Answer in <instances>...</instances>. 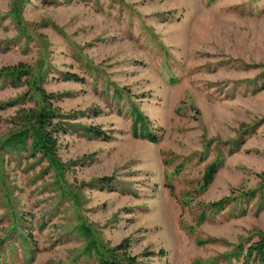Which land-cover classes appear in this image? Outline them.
I'll return each mask as SVG.
<instances>
[{
  "label": "rangeland",
  "instance_id": "374dc122",
  "mask_svg": "<svg viewBox=\"0 0 264 264\" xmlns=\"http://www.w3.org/2000/svg\"><path fill=\"white\" fill-rule=\"evenodd\" d=\"M18 65L79 114L57 134L58 175L4 141L32 85L0 78L7 264H99L83 227L99 246L123 241L135 264H240L264 233V0H0V70ZM132 103L156 142L131 134ZM88 124L109 137L85 134Z\"/></svg>",
  "mask_w": 264,
  "mask_h": 264
},
{
  "label": "trees",
  "instance_id": "16d2710c",
  "mask_svg": "<svg viewBox=\"0 0 264 264\" xmlns=\"http://www.w3.org/2000/svg\"><path fill=\"white\" fill-rule=\"evenodd\" d=\"M6 69L7 70H0V78L3 80L8 79L9 83L12 82L13 86L19 84L22 77L27 78L29 84L32 85V90L29 91V94L28 92L24 93V96L28 94L27 98L32 101V105L26 108H17L12 113L10 121L19 128L12 132L4 141L9 143L7 145L10 149L27 148L32 156L37 154L46 158L49 166L53 170H56V174L62 175L64 171L63 163H61L56 156L57 134L58 132L66 131L68 127L72 126L71 119H74L79 113L62 112L59 106L54 103V99L52 98L53 95L50 92H45L40 85L37 86V80L35 78L29 77L30 74H27L28 68L25 65L9 66ZM61 75L64 78L81 80V77L73 72H63ZM112 94L117 97L120 95V91L115 90ZM129 115L131 118L130 132L133 136L145 138L153 142L157 141L159 134L149 128L148 121L137 108L136 104L132 103L130 105ZM82 129L85 134L94 138L105 139L109 137L105 130L95 125L88 124L83 126ZM219 161L220 160L215 159L205 168L202 173V181L199 189H204L211 182L220 164ZM176 170H180L179 164L176 166ZM262 174L263 177L260 183L262 188H255L247 191L249 194L247 197L245 196L247 200L251 198L256 189L262 192L260 195L264 200V173ZM166 185L171 189L170 184ZM244 194H246V192H244ZM225 201L226 198H222L208 205L210 209L213 207V210L216 212L221 209ZM202 219L203 215L201 214L199 220ZM82 232L87 238L83 252L88 256L94 254L99 264H125L124 261H126L127 264H135V260L125 252L126 247L123 246V241L118 242L112 247H102L96 243L88 227H83ZM20 240L24 244L29 241L28 238L24 236H20ZM26 247L29 249L28 252L32 249L30 245H26ZM244 247L235 255V260L239 259L240 264H264L263 232H257L256 238L246 242ZM242 250L243 253H241ZM33 255L34 254L31 252L29 253L28 263L33 259ZM0 264H7L3 259L1 248Z\"/></svg>",
  "mask_w": 264,
  "mask_h": 264
}]
</instances>
